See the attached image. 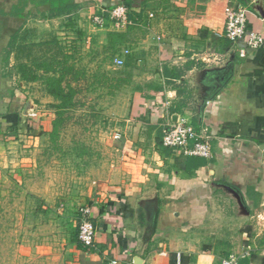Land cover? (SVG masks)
<instances>
[{
    "label": "crops",
    "instance_id": "0c3cea01",
    "mask_svg": "<svg viewBox=\"0 0 264 264\" xmlns=\"http://www.w3.org/2000/svg\"><path fill=\"white\" fill-rule=\"evenodd\" d=\"M118 4L129 26H94L93 16ZM228 5L243 7L247 29L264 38L256 11L264 12V0H0V59L9 42L12 58L9 70L0 65L2 132L5 122H22L23 84L30 82L20 78L19 65L13 71L12 43L26 40L33 26L67 25L92 48L121 36L118 46L129 50L124 60L135 57L140 66L128 99L112 109L121 123L108 137L105 167L92 172V201L83 206L90 209L93 247L77 243L76 213L75 238L62 236L65 264H220L247 248L251 256L240 264H264V227L254 219L264 217V45L239 57L243 43L222 35ZM132 27L142 30L134 43ZM174 116L208 138L209 159L161 146Z\"/></svg>",
    "mask_w": 264,
    "mask_h": 264
},
{
    "label": "rangeland",
    "instance_id": "374dc122",
    "mask_svg": "<svg viewBox=\"0 0 264 264\" xmlns=\"http://www.w3.org/2000/svg\"><path fill=\"white\" fill-rule=\"evenodd\" d=\"M28 31L26 40L12 43V68L19 65L20 78L30 82L23 84L28 94L20 113L26 103L30 108L23 123L0 132V264H65L62 236L75 238L74 215L92 201V172L105 167L108 139L121 123L113 119L112 109L128 99L126 89L140 77V66L135 57L116 65L120 52L114 54L108 44L92 48L67 25L49 31L33 26ZM140 31L132 27L128 40L137 39ZM3 59L4 54L0 65ZM11 63L9 55L7 70ZM60 74L65 76L62 87L74 91L73 106L61 116L44 84L47 77ZM54 119L62 122L51 141ZM254 219L264 227V217ZM50 221L68 228L50 232L43 226Z\"/></svg>",
    "mask_w": 264,
    "mask_h": 264
},
{
    "label": "built area",
    "instance_id": "2783aa9c",
    "mask_svg": "<svg viewBox=\"0 0 264 264\" xmlns=\"http://www.w3.org/2000/svg\"><path fill=\"white\" fill-rule=\"evenodd\" d=\"M152 17L153 15L150 14L149 18ZM92 22L97 28H104L109 22V26L116 31L120 28H126L130 24L127 18V10L121 4L114 6L106 16H93ZM222 35L232 44L243 43L238 52L240 58H245L247 51L258 50L264 45L262 34L247 29L246 10L241 6L228 5L224 8ZM128 54L129 50H121V55L114 61L115 64L121 66L124 57ZM118 138L117 135H114V139ZM161 146L167 149L180 150L184 155L190 157L209 159L211 156L208 138L190 126L183 118L178 119L176 123H172L162 131ZM77 221V243L85 249L92 248L95 233L90 221V209L88 207L78 209ZM162 255L165 254L162 253ZM250 256L251 250L247 248L237 253L229 254L221 259L220 264H240L242 260ZM111 264H116V262L112 261Z\"/></svg>",
    "mask_w": 264,
    "mask_h": 264
},
{
    "label": "trees",
    "instance_id": "16d2710c",
    "mask_svg": "<svg viewBox=\"0 0 264 264\" xmlns=\"http://www.w3.org/2000/svg\"><path fill=\"white\" fill-rule=\"evenodd\" d=\"M112 36H113L112 40H111L112 45H110L109 48L112 50H116L114 54H117L120 52L119 55H121L122 49H120V51L117 49L120 48V47H118V44H121L123 42V39L121 36H118V35H112ZM10 52H11V42H9L8 45L6 46V48L4 49L3 62L5 65L7 64ZM66 70L70 71L71 68L70 69L67 68ZM164 75H165V77L168 78V73L166 72V70L164 71ZM63 77H65L63 74L56 75V76L54 75V76L47 77L44 81V84L48 88V93L57 102L55 105H52V106H53V108L57 109L59 116L62 115L61 112H64L66 108H70L73 106L72 95L74 94V91L70 87H66V88L62 87ZM25 80L28 81L27 79H25ZM167 82L168 83H166V84H170L169 81H167ZM156 89H158V88L154 87L155 93H156V91H155ZM16 116H18V115H16ZM18 118L19 119L21 118L20 115L18 116ZM22 120H24V118ZM61 122H62L61 119L60 120L54 119L51 122L50 131H49V137H50L51 141H55V139L57 137V133H58V126L61 124ZM5 123H4L5 130H14L15 127L18 126L17 121L13 124H9V123L5 124Z\"/></svg>",
    "mask_w": 264,
    "mask_h": 264
},
{
    "label": "water",
    "instance_id": "95a60500",
    "mask_svg": "<svg viewBox=\"0 0 264 264\" xmlns=\"http://www.w3.org/2000/svg\"><path fill=\"white\" fill-rule=\"evenodd\" d=\"M256 11H257L258 14L260 15V17L264 20V12H263L261 9H257ZM29 108H30L29 103H26V105H25V107H24V109H23V112H22V115H23V116L26 115V112H27V110H28ZM174 118H175V119H174ZM174 120H176V117H175V116L173 117V121H174ZM176 122H177V120H176ZM176 122H174V123H176ZM151 234H152V228L149 229V230H147L146 233H144V235H143V240H144L145 242H147V241L150 239Z\"/></svg>",
    "mask_w": 264,
    "mask_h": 264
}]
</instances>
